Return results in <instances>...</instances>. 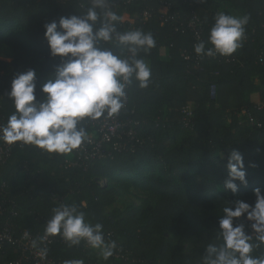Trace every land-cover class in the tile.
<instances>
[{
  "label": "trees",
  "instance_id": "16d2710c",
  "mask_svg": "<svg viewBox=\"0 0 264 264\" xmlns=\"http://www.w3.org/2000/svg\"><path fill=\"white\" fill-rule=\"evenodd\" d=\"M86 3L0 0V122L14 110L7 98L13 76L34 68L39 89L59 63L50 56L45 22L80 15L77 8ZM115 10L126 17L120 30L140 27L156 37L148 56L152 84L131 91L120 115L125 125L103 144L108 157L73 166L68 156L13 145L8 160L0 162V190L14 211L7 218L16 236L22 230L37 236L58 204L54 196L86 202L89 219L103 223L105 234L121 245L118 253L136 264H197L227 199L254 204L253 190H264V110L256 106L264 98V0H115ZM220 10L250 16L246 42L229 57L197 56V33L206 37ZM187 105L188 121L182 110ZM233 149L243 154L248 179L237 194L223 188ZM132 189L146 196L141 203L121 200ZM52 240L48 252L59 264H125L116 255L103 261L83 244L70 248L59 236ZM4 249L1 262L20 254L11 244Z\"/></svg>",
  "mask_w": 264,
  "mask_h": 264
},
{
  "label": "clouds",
  "instance_id": "9594fccd",
  "mask_svg": "<svg viewBox=\"0 0 264 264\" xmlns=\"http://www.w3.org/2000/svg\"><path fill=\"white\" fill-rule=\"evenodd\" d=\"M77 9L80 15L44 24L50 56L59 58V63L39 89L36 69L13 76L7 98L14 110L6 122H0V143L71 156L92 142L97 125L103 127L127 111L133 89L152 84L148 56L157 47L154 34L140 27L120 30L124 17L115 10V0H87L83 10ZM249 22L247 14L218 11L206 37L197 33L194 53L209 58L232 56L243 48ZM227 169L223 188L237 194L240 184H248L239 150L230 151ZM253 191L254 204L240 198L223 204L215 237L204 246L197 264H264V190ZM86 206V202L60 201L51 208L42 234L32 238L25 230L23 239L30 240L42 260L47 257V245L59 236L68 247L83 244L109 261L122 250L121 245L105 234L103 223L89 219L83 210ZM63 264L84 261L71 259Z\"/></svg>",
  "mask_w": 264,
  "mask_h": 264
},
{
  "label": "built area",
  "instance_id": "2783aa9c",
  "mask_svg": "<svg viewBox=\"0 0 264 264\" xmlns=\"http://www.w3.org/2000/svg\"><path fill=\"white\" fill-rule=\"evenodd\" d=\"M130 1V0H129ZM151 15V12L145 11L144 16L149 17ZM167 21V19H166ZM198 23V19L195 17V20L190 23L192 27H195ZM188 57V55H187ZM261 58H264V53L261 54ZM213 94L215 93V87L212 86ZM257 108L259 110H264V98L260 100L257 103ZM183 112L185 113V118L188 121L190 117L192 116V108L187 105L183 107ZM244 114H248V112L243 111ZM249 115V114H248ZM250 121L254 122V118L250 117ZM260 124V123H259ZM125 123L120 119V116L115 118L114 120H110L107 124H105L103 127L97 125L96 131L99 133L98 139H93L92 142L86 144L82 150L75 152L73 154V157L69 160L70 165L73 166H82L85 165V160L87 159H94V158H105L110 156V153L107 152L103 148V144L105 142L111 141L114 135L124 126ZM131 133V132H130ZM13 145H7L4 143H1L0 145V162L5 163L8 158L11 156V149ZM5 194L3 193V190H0V252L5 251V246L7 244H11L16 251L20 252L19 256L4 260L0 264H59L55 260H53L49 252L47 253L46 259H40V257L37 254V249H34L31 247L30 240L23 239V232L25 230L21 231V234L19 236L15 235L13 226L7 218V214L13 213L14 211L7 206V202L5 201ZM54 201L59 203L60 201H64L59 196L53 197ZM29 231V230H27ZM30 232V231H29ZM31 237L35 238L36 236L31 233ZM53 240H51L52 242ZM50 242V243H51ZM47 245L49 250V245ZM116 258L123 261L125 264H136L137 260L134 258H131V256L127 253H117ZM147 264V263H143Z\"/></svg>",
  "mask_w": 264,
  "mask_h": 264
},
{
  "label": "rangeland",
  "instance_id": "374dc122",
  "mask_svg": "<svg viewBox=\"0 0 264 264\" xmlns=\"http://www.w3.org/2000/svg\"><path fill=\"white\" fill-rule=\"evenodd\" d=\"M227 7H229L228 4L223 5V8H227ZM144 197L146 196L143 193L132 189L128 195L121 197V200L126 201V202H135L136 204H139L141 203Z\"/></svg>",
  "mask_w": 264,
  "mask_h": 264
},
{
  "label": "crops",
  "instance_id": "0c3cea01",
  "mask_svg": "<svg viewBox=\"0 0 264 264\" xmlns=\"http://www.w3.org/2000/svg\"><path fill=\"white\" fill-rule=\"evenodd\" d=\"M124 19H126V17H124ZM73 157V155L68 156V160H70Z\"/></svg>",
  "mask_w": 264,
  "mask_h": 264
}]
</instances>
